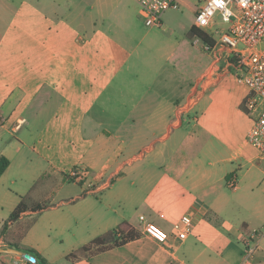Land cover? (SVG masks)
<instances>
[{"label": "crops", "instance_id": "1", "mask_svg": "<svg viewBox=\"0 0 264 264\" xmlns=\"http://www.w3.org/2000/svg\"><path fill=\"white\" fill-rule=\"evenodd\" d=\"M131 10L121 0H94L79 12L66 0H0V157L8 160L0 177L13 163L21 173L10 181L17 190L7 218L21 196L28 205L48 201L0 235V264H38L24 258L28 251L47 264H242L252 233V261L264 264V155L246 141L256 115L242 107L247 87L210 98L224 72L179 113L210 57L191 63L189 76L173 65L140 79L130 60L145 25ZM177 45L172 58L181 56ZM76 166L85 171L80 182L66 175ZM232 174L235 188L226 183ZM46 210L47 230L24 229ZM141 214L167 232L186 214L193 225L184 239L160 244L141 233ZM118 226L139 237L66 258ZM145 246L153 252L142 258L115 255ZM61 247L70 250L46 252Z\"/></svg>", "mask_w": 264, "mask_h": 264}, {"label": "built area", "instance_id": "2", "mask_svg": "<svg viewBox=\"0 0 264 264\" xmlns=\"http://www.w3.org/2000/svg\"><path fill=\"white\" fill-rule=\"evenodd\" d=\"M132 1L138 6L147 27H161L164 13L178 9L180 5L179 0ZM216 17L221 19L224 26L217 24ZM192 25L213 39L212 45L198 37L192 40L202 43L210 57V70L202 73L193 84L187 101L178 107L179 113L189 110L222 73H230L248 89L242 101L243 109L249 114L256 113L247 131L246 141L261 156L264 155V0H199ZM66 175L68 179L80 182L85 177V171L76 166L68 170ZM226 183L235 188L237 175H230ZM139 221L142 224L141 233L160 244L167 241L168 237L184 239L193 225L192 217L188 214L174 222L169 232L144 214L139 216ZM256 247V235L252 233L244 243L242 264H255L252 255Z\"/></svg>", "mask_w": 264, "mask_h": 264}, {"label": "rangeland", "instance_id": "3", "mask_svg": "<svg viewBox=\"0 0 264 264\" xmlns=\"http://www.w3.org/2000/svg\"><path fill=\"white\" fill-rule=\"evenodd\" d=\"M94 0H66V2H70L73 9H76L79 12V9L84 8L87 5L93 3ZM109 1V0H108ZM122 3L127 4L132 10V14L137 16V18L141 19V15L138 13V6L132 0H121ZM199 5V0H180V5L178 9H171L164 13L162 18L163 27L162 28H154L147 27L144 28L145 39L140 47L138 53L132 56L130 63L138 64L137 75H139L140 79H145L146 81H151L156 75L158 69L162 66H167L171 68L173 65L177 67L180 66L181 69L186 72V76L191 75V63L193 66L196 64L200 66L201 62L206 59V52L203 49L202 43L197 42L194 43L192 39H189L187 36L189 25L194 21V11L193 8ZM170 19V21H168ZM216 22L220 26H224L219 17H216ZM216 28V27H214ZM177 43L178 50H181V56H171V50L174 44ZM195 60L197 62H195ZM241 88H245L246 86L243 83H240L233 77L232 74L225 77L221 83L216 86H212L210 88V98L216 97L218 94L224 92L222 94L223 97H228L231 93L238 92ZM243 123H247L246 121H242ZM20 168L16 166V163L9 168L8 172L0 177V220L6 219L8 214V208L16 199V191L17 185L11 184V180L18 181L21 178ZM62 175V174H61ZM2 187H5L4 189ZM73 184H67L65 189H72ZM37 194L44 195L46 194L45 188L40 186L37 187ZM41 204H48V201H43ZM43 212V214L37 217H33L25 221L22 225L23 227L31 222H33L34 227L36 229H48L49 221L47 217V212ZM45 213V214H44ZM25 229V227H24ZM55 250L57 252H67L69 247H61V248H48L46 252L48 254H54ZM141 253L137 254L133 251V248H119L117 253L114 252L116 256H135L138 258H142L144 253L150 254L152 249L145 246L144 249H139ZM51 252V253H50ZM29 253V252H28ZM36 254L35 252H33ZM31 254V253H30ZM8 255V254H3ZM253 260H256L253 255Z\"/></svg>", "mask_w": 264, "mask_h": 264}, {"label": "trees", "instance_id": "4", "mask_svg": "<svg viewBox=\"0 0 264 264\" xmlns=\"http://www.w3.org/2000/svg\"><path fill=\"white\" fill-rule=\"evenodd\" d=\"M187 36L189 39H192V40L195 37H198L204 43H207L209 45L213 44V39L205 31L197 29L193 25L189 28L187 32ZM7 165H8V160L4 157H0V175L4 172ZM25 197L24 196L20 197V201L11 211L6 222L4 223L0 231V235L4 236L9 224L17 221L23 212L30 210L32 212L39 213L47 207L44 204L28 205L25 201ZM31 224L28 225L27 229L31 226ZM138 237H139V233L136 230H134L132 227L118 226L101 235H98L97 237L92 239L87 245H84L83 247H80L77 250L69 253L66 256V258L68 260L71 258H75L77 256H80V255H83L89 252L92 249L97 250V251H102V250L109 248L110 246H121L129 241L137 239ZM28 252L31 253V251H28ZM31 255L35 257L36 263L47 264L46 261L37 253L34 254L32 252Z\"/></svg>", "mask_w": 264, "mask_h": 264}, {"label": "water", "instance_id": "5", "mask_svg": "<svg viewBox=\"0 0 264 264\" xmlns=\"http://www.w3.org/2000/svg\"><path fill=\"white\" fill-rule=\"evenodd\" d=\"M8 250H11V251L17 252V253L19 252V251L15 250V249H8ZM23 256H24V258H26L27 260H29L31 262H34L35 261V257L33 255H31L30 253H28V252H25L23 254Z\"/></svg>", "mask_w": 264, "mask_h": 264}]
</instances>
